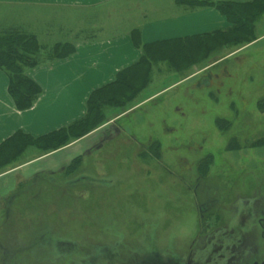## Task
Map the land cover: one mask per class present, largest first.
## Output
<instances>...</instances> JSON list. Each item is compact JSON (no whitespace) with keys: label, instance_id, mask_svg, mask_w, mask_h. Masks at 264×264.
Wrapping results in <instances>:
<instances>
[{"label":"rangeland","instance_id":"1","mask_svg":"<svg viewBox=\"0 0 264 264\" xmlns=\"http://www.w3.org/2000/svg\"><path fill=\"white\" fill-rule=\"evenodd\" d=\"M253 36L184 72L155 64L96 137L21 172L75 158L60 174L1 176L35 148L0 170V264H263L264 15Z\"/></svg>","mask_w":264,"mask_h":264},{"label":"crops","instance_id":"2","mask_svg":"<svg viewBox=\"0 0 264 264\" xmlns=\"http://www.w3.org/2000/svg\"><path fill=\"white\" fill-rule=\"evenodd\" d=\"M180 1L0 0V36L20 31L33 35L42 49L51 50L59 44L73 49L64 58L45 60L26 70L27 77L41 89V94L33 106L24 111L16 109L8 93V77L0 70V145L16 133L40 138L81 120L85 116L86 101L91 93L112 83L117 73L134 65L140 58L143 46L230 29L231 23L215 8L196 7ZM193 1L247 3L255 0ZM75 15L80 19L76 27L73 24ZM56 31L64 33V36H57ZM84 31H92L93 34L82 36ZM134 32H138L137 44L134 43ZM257 39L255 37L254 42ZM251 44H243L239 48ZM210 66L211 63L206 67ZM200 71L195 70L193 74ZM153 97L134 104L111 121L123 118ZM96 131L56 151L18 164L1 176L15 174L20 181H26L32 176L58 175L75 158L66 154L60 166L45 165L32 174L26 172L22 175L21 172L37 162L64 154L84 140L96 137Z\"/></svg>","mask_w":264,"mask_h":264},{"label":"trees","instance_id":"3","mask_svg":"<svg viewBox=\"0 0 264 264\" xmlns=\"http://www.w3.org/2000/svg\"><path fill=\"white\" fill-rule=\"evenodd\" d=\"M180 2L196 7L215 8L231 23L230 29L226 32L143 46L140 58L134 65L117 73L112 83L91 93L86 101L85 116L81 120L40 138L16 133L3 142L0 145V170L9 166L29 148L47 154L97 130L105 124L109 110L125 108L149 85L155 64L163 63L174 72H184L203 58L207 59L215 49L254 42L255 23L264 14V0L247 3L193 0ZM137 33L133 34L135 44L138 41ZM72 50L68 45H56L46 51V60L64 58ZM41 51L42 48L33 35L11 31L0 36V70L8 77V93L19 111L31 108L41 94V89L26 75V70L44 61ZM258 106L263 111L264 101L258 103ZM209 163L210 157L201 160L199 169L203 175L207 173Z\"/></svg>","mask_w":264,"mask_h":264},{"label":"flooded vegetation","instance_id":"4","mask_svg":"<svg viewBox=\"0 0 264 264\" xmlns=\"http://www.w3.org/2000/svg\"><path fill=\"white\" fill-rule=\"evenodd\" d=\"M257 106H258V104H257ZM258 110H261V109L259 108V106H258ZM261 111H262V110H261ZM262 139H264V138L259 137V138L255 139V141H256L255 143H256V144L259 143ZM263 142H264V141H263ZM227 151H228V150H227ZM229 154H231V152H230ZM260 215H262V219L260 220V226H261V228H262L263 237H264V211L261 212ZM263 264H264V263H263Z\"/></svg>","mask_w":264,"mask_h":264}]
</instances>
